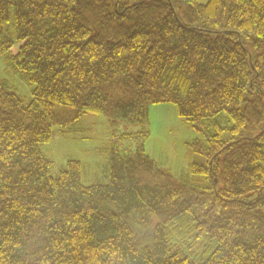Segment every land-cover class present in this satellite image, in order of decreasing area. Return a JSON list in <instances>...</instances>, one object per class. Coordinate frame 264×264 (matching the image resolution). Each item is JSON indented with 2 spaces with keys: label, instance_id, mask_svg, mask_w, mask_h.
Returning <instances> with one entry per match:
<instances>
[{
  "label": "trees",
  "instance_id": "trees-1",
  "mask_svg": "<svg viewBox=\"0 0 264 264\" xmlns=\"http://www.w3.org/2000/svg\"><path fill=\"white\" fill-rule=\"evenodd\" d=\"M0 58L30 90L0 78V264H264V0H0ZM155 105L199 136L182 174ZM85 114L105 183L42 152Z\"/></svg>",
  "mask_w": 264,
  "mask_h": 264
},
{
  "label": "rangeland",
  "instance_id": "rangeland-1",
  "mask_svg": "<svg viewBox=\"0 0 264 264\" xmlns=\"http://www.w3.org/2000/svg\"><path fill=\"white\" fill-rule=\"evenodd\" d=\"M206 0H200L204 3ZM0 78L6 85L20 95L24 101L30 98V90L23 78L16 74L12 67L0 58ZM159 107V108H158ZM163 105L150 107L149 123L145 125L151 137L146 142L149 155L162 167L169 168L175 174L187 170L186 144L198 134L184 120L178 119L175 109L171 110L169 122H155L156 111ZM58 111L57 108H55ZM165 113V112H164ZM157 118V116H156ZM108 120L104 116L85 114L79 122L67 129L65 133L55 132L51 142L43 145L42 152L54 162V172L63 167L67 160H79L83 164V182L90 185L95 182H107L104 176L106 153L111 141ZM118 133L122 125L117 126ZM136 130V127L130 128ZM131 145L125 141L122 150L126 151Z\"/></svg>",
  "mask_w": 264,
  "mask_h": 264
},
{
  "label": "crops",
  "instance_id": "crops-1",
  "mask_svg": "<svg viewBox=\"0 0 264 264\" xmlns=\"http://www.w3.org/2000/svg\"><path fill=\"white\" fill-rule=\"evenodd\" d=\"M159 108V107H158ZM173 109L172 106H168V105H163V109H159L158 111H156V116H155V122L157 123V121L161 122V123H167L169 122V120H171L172 118V112L171 110ZM165 112V113H164ZM149 117L151 118L150 115V108H149ZM150 137H151V132H150ZM146 151H147V145H146ZM147 153L149 154V152L147 151Z\"/></svg>",
  "mask_w": 264,
  "mask_h": 264
}]
</instances>
